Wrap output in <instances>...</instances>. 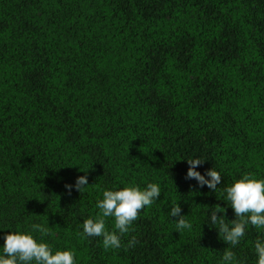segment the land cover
<instances>
[{
	"label": "trees",
	"instance_id": "trees-1",
	"mask_svg": "<svg viewBox=\"0 0 264 264\" xmlns=\"http://www.w3.org/2000/svg\"><path fill=\"white\" fill-rule=\"evenodd\" d=\"M188 158L221 173L217 192L185 178ZM245 173L264 179V0H0V245L37 223L77 264H221L206 222ZM148 183L161 196L121 248L80 235L104 190ZM258 234L238 264H256Z\"/></svg>",
	"mask_w": 264,
	"mask_h": 264
},
{
	"label": "clouds",
	"instance_id": "clouds-1",
	"mask_svg": "<svg viewBox=\"0 0 264 264\" xmlns=\"http://www.w3.org/2000/svg\"><path fill=\"white\" fill-rule=\"evenodd\" d=\"M186 161L189 169L185 178L195 179L200 188L207 186L211 192H217L218 185L223 182L221 173L213 168L204 174L197 171L205 162L201 158H188ZM74 187L80 193L85 191L89 187L88 176H79ZM66 188L70 193L73 185H66ZM224 191L226 195L223 200L234 211L236 218L227 223L224 217L227 216L228 208L217 204L211 208L209 220L206 222L210 228L218 230L220 238L230 246L225 250L221 264H238L231 249L237 247L245 238L249 225L260 233L254 241L256 264H264V179L245 173ZM161 193V187L157 183H148L143 188L133 184L122 189L104 190L102 198H98L95 205L99 210L98 215L83 222L80 235L85 239L102 237L106 251L121 248L122 237L130 232L140 213L159 200ZM182 212L180 204H175L168 213L175 221V228L179 233L184 230L191 231L193 227L186 219L187 215ZM220 213L225 215L221 216ZM108 218L114 220L111 231L106 227ZM50 234L48 227L37 223L31 225L30 231L17 229L4 234V243L0 245V264H77L74 250H54L44 240ZM136 243V239L132 238L128 247H135Z\"/></svg>",
	"mask_w": 264,
	"mask_h": 264
}]
</instances>
